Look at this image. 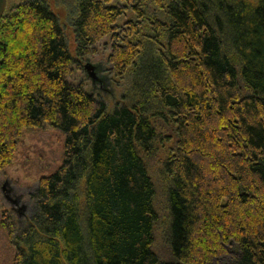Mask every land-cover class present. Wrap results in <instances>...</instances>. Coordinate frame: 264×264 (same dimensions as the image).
<instances>
[{
  "label": "trees",
  "instance_id": "trees-1",
  "mask_svg": "<svg viewBox=\"0 0 264 264\" xmlns=\"http://www.w3.org/2000/svg\"><path fill=\"white\" fill-rule=\"evenodd\" d=\"M75 6L73 54L43 0H19L0 19V170L27 133L48 126L64 137L61 163L39 177L22 225L0 210L1 264H210L223 255L264 264V0ZM106 36L112 70L133 90L109 113L68 82L74 60ZM166 143L161 259L145 158Z\"/></svg>",
  "mask_w": 264,
  "mask_h": 264
},
{
  "label": "rangeland",
  "instance_id": "rangeland-1",
  "mask_svg": "<svg viewBox=\"0 0 264 264\" xmlns=\"http://www.w3.org/2000/svg\"><path fill=\"white\" fill-rule=\"evenodd\" d=\"M19 0H7L6 7L17 3ZM50 10L57 16L58 23L64 32L70 52L75 49L72 19H74L77 0H43ZM148 3V2H147ZM6 9V8H5ZM153 8L147 9L152 12ZM131 11L127 12V18H132ZM113 40L106 36L97 45L93 52L83 59H75L72 64V72L68 82L81 84L87 92L100 98L106 105L107 112L122 105H128L133 90L131 79L119 77L108 62L112 52ZM90 64L98 67V70H85L84 66ZM93 75L94 78L91 77ZM98 79L100 81H98ZM165 130V129H164ZM158 132L162 135V129ZM166 131V130H165ZM63 135L48 126L27 133L19 140L17 155L12 164L0 170V210L11 213L16 226H21L33 210L31 195L35 192L41 175L51 173L59 166L63 156ZM168 143L163 148L153 150L148 158H145L148 172L155 185V209L158 221L155 226L154 249L161 259L167 257V235L170 223L169 208L166 192L170 187V181L162 170L164 158L167 155ZM82 197L81 189L78 191ZM82 198L80 212H83ZM0 236V253L7 255V240ZM230 255L215 257L210 264H232ZM1 264V262H0Z\"/></svg>",
  "mask_w": 264,
  "mask_h": 264
},
{
  "label": "water",
  "instance_id": "water-1",
  "mask_svg": "<svg viewBox=\"0 0 264 264\" xmlns=\"http://www.w3.org/2000/svg\"><path fill=\"white\" fill-rule=\"evenodd\" d=\"M6 2L7 0H0V19L5 11V8H6ZM84 69L85 70H98V67H95V66H91L90 64H86L84 66ZM92 78H94L95 80V77L93 75H91Z\"/></svg>",
  "mask_w": 264,
  "mask_h": 264
},
{
  "label": "flooded vegetation",
  "instance_id": "flooded-vegetation-1",
  "mask_svg": "<svg viewBox=\"0 0 264 264\" xmlns=\"http://www.w3.org/2000/svg\"><path fill=\"white\" fill-rule=\"evenodd\" d=\"M98 81H100V80L98 79Z\"/></svg>",
  "mask_w": 264,
  "mask_h": 264
}]
</instances>
